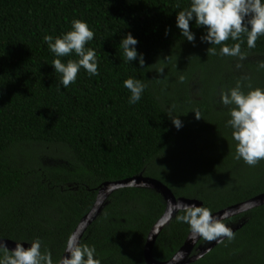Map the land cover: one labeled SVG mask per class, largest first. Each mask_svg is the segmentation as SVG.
Masks as SVG:
<instances>
[{
    "label": "trees",
    "instance_id": "obj_1",
    "mask_svg": "<svg viewBox=\"0 0 264 264\" xmlns=\"http://www.w3.org/2000/svg\"><path fill=\"white\" fill-rule=\"evenodd\" d=\"M189 2L0 0V239L30 247L39 238L42 251L51 250L56 261L99 188L139 174L212 214L264 193V161L249 167L233 158L230 129L224 127L229 108L220 102L221 91L238 79L264 88V70H258L264 36L253 49L241 46L243 61L208 55L202 28L190 23L196 36L190 43L176 27V13ZM74 19L95 34L86 47L96 52L99 75L81 69L65 89L43 37L61 36ZM128 33L138 41L145 68L138 60L124 61L119 44ZM68 59L78 57L62 62ZM129 77L146 85L135 105L123 87ZM171 116H180L179 131ZM165 208L155 191H114L80 243L95 246L102 264H146L147 236ZM178 214L156 237L157 261L171 259L189 233L176 221ZM225 223L240 226L235 238L191 264H264V205ZM211 242L200 239L192 254Z\"/></svg>",
    "mask_w": 264,
    "mask_h": 264
},
{
    "label": "clouds",
    "instance_id": "obj_2",
    "mask_svg": "<svg viewBox=\"0 0 264 264\" xmlns=\"http://www.w3.org/2000/svg\"><path fill=\"white\" fill-rule=\"evenodd\" d=\"M192 22L195 27L204 30L200 41L211 45L207 49L208 55L243 61L246 53L241 46L246 43L248 49H253L256 41L264 36V0H190L188 7L176 13V27L190 43L196 40L195 33L190 30ZM94 35L86 22L74 19L71 29L61 36L43 37V43L55 57L51 67L55 73L60 74L59 85L63 88L76 82L81 69L89 77L99 75L96 52L86 47L94 39ZM229 40L235 43H225ZM137 44V39L128 33L121 39L119 47L126 63L132 64L138 60L142 69L145 68V60L143 54L137 52ZM73 54L78 59L62 62V58ZM236 67L240 68L242 64L237 63ZM258 70H264V61L259 63ZM164 71L161 68L158 74L162 75ZM183 80L184 77L181 76L179 82L182 83ZM123 87L130 93L128 103L135 105L141 101L146 85L139 79L129 77L123 81ZM245 87L247 91L244 90ZM220 102L229 108V118L224 122V127L230 129L234 145L233 158L249 167H255L264 161V88L253 87L250 83L245 85L243 79H238L234 87L221 91ZM194 113L197 119H201L199 112ZM169 118L178 131L183 127L180 116ZM169 207L171 212L179 213L176 221L188 226L191 240L203 239L222 244L225 240L231 242L235 238L232 228L225 223L226 215L216 217L210 208L180 201L174 204L169 202ZM24 243L26 242H17L10 250L0 240V264H102L95 246L80 243L77 236H69L63 249L64 254L56 261L51 250L45 248L42 251V241L39 238L31 241L28 248L24 247ZM183 257L184 253H179V258Z\"/></svg>",
    "mask_w": 264,
    "mask_h": 264
},
{
    "label": "water",
    "instance_id": "obj_3",
    "mask_svg": "<svg viewBox=\"0 0 264 264\" xmlns=\"http://www.w3.org/2000/svg\"><path fill=\"white\" fill-rule=\"evenodd\" d=\"M124 188H141V189H149L152 191H155L156 193L160 194L163 198L166 208L164 211V214L162 217L155 223V225L150 230L144 250H143V257L146 264H191L201 258H203L207 253H209L211 250H213L217 245L215 241H212L209 243L206 247L201 248L200 246L197 247L196 253L192 254L193 249L197 245L200 239L197 240H191L189 239V233L183 243V245L180 247V249L174 254V256L169 259L166 262H160L153 258L152 256V249L154 242L156 240V237L158 236L159 232L163 229L165 225H167L172 217L176 214L175 212H171L169 207V202H172L173 204L176 202H182L185 204H196L197 206H201V203L196 200L186 199L183 197L175 198L171 190L165 186L163 183H161L159 180L143 176L142 174L136 175L134 177L115 181V182H106L104 183L98 190L95 202L92 206V208L89 210V212L79 221L78 225L74 229L71 236H77L79 238V242L88 228V226L95 220V218L100 213L101 209L105 205V202L107 198L114 192L119 189ZM264 205V193L261 195H258L246 202L239 203L236 205H233L231 207H228L226 209H223L221 211H218L213 214V216L221 217V216H227V219L238 215L240 213L249 211L253 208L259 207ZM171 212V218L169 219V215ZM240 226L232 228L233 232L238 230ZM3 242L6 243L7 247L11 250L15 247V242L0 239ZM25 248H28L27 244H24ZM183 252L184 257L183 259L179 258V253ZM64 254V253H63Z\"/></svg>",
    "mask_w": 264,
    "mask_h": 264
}]
</instances>
